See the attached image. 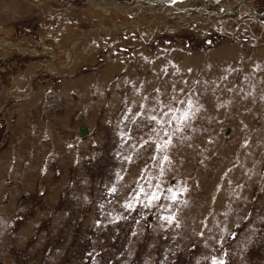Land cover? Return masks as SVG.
Segmentation results:
<instances>
[{"label": "rangeland", "instance_id": "obj_1", "mask_svg": "<svg viewBox=\"0 0 264 264\" xmlns=\"http://www.w3.org/2000/svg\"><path fill=\"white\" fill-rule=\"evenodd\" d=\"M170 1L0 0V264H264V0Z\"/></svg>", "mask_w": 264, "mask_h": 264}, {"label": "bare ground", "instance_id": "obj_2", "mask_svg": "<svg viewBox=\"0 0 264 264\" xmlns=\"http://www.w3.org/2000/svg\"><path fill=\"white\" fill-rule=\"evenodd\" d=\"M92 1H94V0H92ZM160 1V3L162 2L163 3V5H165V6H162L161 4H156V5H153V2H151L148 6H145V8H149V6H153L152 8L153 9H155V7H159L160 9H162L160 6H162V7H166V5L168 6V7H171V8H173V7H176L175 9H177V8H179V7H177V5L179 4V3H182V2H180L179 1V3L177 4V3H174V2H172V1H170V0H159ZM216 1H219V0H215V2ZM242 1V0H241ZM244 1V0H243ZM102 2V1H101ZM207 3V2H206ZM218 3V2H217ZM104 4V3H103ZM107 4V3H106ZM174 4H175V6H174ZM220 4V3H219ZM243 4V3H242ZM100 5V4H99ZM113 5H105L104 7H102L105 11H108V10H112L113 8H116L117 7V9H122V11H123V9H131V8H128V6L126 5L125 7H120V4H118L116 7H112ZM115 6V5H114ZM219 6H223L224 8L226 7V6H224V4H220ZM253 9H252V12H254L255 11V9H254V7L253 6H251ZM142 8H144V7H142ZM227 8V7H226ZM242 8V7H241ZM251 9V8H250ZM187 10V9H186ZM185 10V11H186ZM257 17H259V16H257Z\"/></svg>", "mask_w": 264, "mask_h": 264}, {"label": "water", "instance_id": "obj_3", "mask_svg": "<svg viewBox=\"0 0 264 264\" xmlns=\"http://www.w3.org/2000/svg\"><path fill=\"white\" fill-rule=\"evenodd\" d=\"M83 135L88 134V127L87 126H83L82 127V132Z\"/></svg>", "mask_w": 264, "mask_h": 264}, {"label": "snow or ice", "instance_id": "obj_4", "mask_svg": "<svg viewBox=\"0 0 264 264\" xmlns=\"http://www.w3.org/2000/svg\"><path fill=\"white\" fill-rule=\"evenodd\" d=\"M165 159H166V157H165ZM156 197L155 196H153V199H155Z\"/></svg>", "mask_w": 264, "mask_h": 264}]
</instances>
